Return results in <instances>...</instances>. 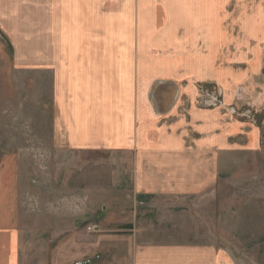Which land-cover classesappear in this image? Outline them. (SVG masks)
I'll return each mask as SVG.
<instances>
[{
	"label": "crops",
	"instance_id": "obj_1",
	"mask_svg": "<svg viewBox=\"0 0 264 264\" xmlns=\"http://www.w3.org/2000/svg\"><path fill=\"white\" fill-rule=\"evenodd\" d=\"M230 1L0 0V25L25 23L27 34L36 29L35 6H42V65L56 72L57 85L59 71L84 72L75 84L79 94L58 95L59 128L67 126L70 148L131 158L130 215L103 223L94 211L97 222L89 226L99 229L88 226L95 233L89 239L83 232L72 236L75 248L60 249L56 264H241L231 249L212 242L210 221L179 201L218 183L233 163L262 147L263 122L224 112L217 129L211 109L196 103L195 83L217 60L211 55L228 63L220 49L229 37ZM196 40L208 47H196ZM122 71L133 75L110 74ZM154 84L171 85L177 94L150 95ZM104 111H113L110 123ZM13 171L0 178V264L28 260L20 250Z\"/></svg>",
	"mask_w": 264,
	"mask_h": 264
},
{
	"label": "rangeland",
	"instance_id": "obj_2",
	"mask_svg": "<svg viewBox=\"0 0 264 264\" xmlns=\"http://www.w3.org/2000/svg\"><path fill=\"white\" fill-rule=\"evenodd\" d=\"M35 7L31 17L36 22L34 32L27 34L25 23L22 27L19 22L0 25V178L5 169H15L18 236L20 250L28 259L25 264H56L60 249L67 254V249L75 248L69 241L72 236L83 232L84 239H89L95 234L87 230L97 222L91 216L94 211L103 214V223L130 215L132 168L131 158L121 153L70 148L67 126L59 128L58 95L66 91L79 94L80 87L75 84L84 72L59 71L57 85L56 72L43 67L42 6ZM226 11L229 37L220 50L227 51L228 63H222L220 53L211 55L217 60L195 83L196 103L199 108L211 109L217 129L224 112L263 122L262 147L233 163L218 183L179 201L210 221L212 242L231 249L238 263L264 264V0H231ZM254 18L258 19L255 24ZM250 31L257 32L251 36ZM196 43V47H208L206 41ZM209 47L218 46L210 43ZM114 73L133 75L130 71L110 72ZM174 88L154 84L149 94L157 90L165 98L172 91L177 94ZM105 93L114 94L112 88H106ZM103 116L110 123L113 111H104ZM103 123L101 120L100 125ZM5 192L10 196L9 190ZM3 197L2 202L13 205Z\"/></svg>",
	"mask_w": 264,
	"mask_h": 264
},
{
	"label": "built area",
	"instance_id": "obj_3",
	"mask_svg": "<svg viewBox=\"0 0 264 264\" xmlns=\"http://www.w3.org/2000/svg\"><path fill=\"white\" fill-rule=\"evenodd\" d=\"M89 229L96 231L99 227L97 225H92Z\"/></svg>",
	"mask_w": 264,
	"mask_h": 264
}]
</instances>
